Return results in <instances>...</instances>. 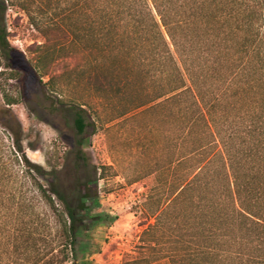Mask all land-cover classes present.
Returning a JSON list of instances; mask_svg holds the SVG:
<instances>
[{
    "label": "rangeland",
    "instance_id": "obj_1",
    "mask_svg": "<svg viewBox=\"0 0 264 264\" xmlns=\"http://www.w3.org/2000/svg\"><path fill=\"white\" fill-rule=\"evenodd\" d=\"M77 2L22 0L24 8L8 5L10 42L26 59L21 66L41 67L48 74L40 80L28 74L23 89L10 79L16 86L12 93L22 95L9 107L0 94V224H13L15 210L21 223L27 220V207L35 218L46 208L25 175L23 153L44 170L31 173L48 192L56 184L68 192L78 176L90 193L86 202L91 218L78 238L76 259L56 264H173L168 252L176 244L181 247L173 240L182 239L192 213L187 192L181 190L184 156L203 137V127L196 125L188 137L186 111L161 102L163 98L151 100L152 79L140 72L137 61L125 57L124 49L92 28L87 4L79 10ZM256 25L263 32L261 18ZM38 54L45 62L37 61ZM252 104L262 111L264 95L234 87L217 105L238 152L264 136L262 124L243 113ZM78 113L85 124L82 133L74 125ZM250 122L259 123L258 129L247 132ZM16 144L21 151L14 149ZM78 154L86 164L75 172ZM159 209L167 211L159 241L144 246L142 230L154 223Z\"/></svg>",
    "mask_w": 264,
    "mask_h": 264
},
{
    "label": "trees",
    "instance_id": "obj_2",
    "mask_svg": "<svg viewBox=\"0 0 264 264\" xmlns=\"http://www.w3.org/2000/svg\"><path fill=\"white\" fill-rule=\"evenodd\" d=\"M21 1L0 0V94L7 107L22 95L12 93L16 86L10 79L23 89L28 74L38 80L48 74L41 67L21 66L25 56L10 42L6 11L14 3L24 8ZM84 2L92 28L124 49L125 57L137 61L140 72L152 79L151 100L163 98L161 102L185 110L188 137L196 125L203 127V137L184 156L181 190L187 192L192 213L182 239L173 240L181 247L176 244L168 252L172 263L264 264V109L257 110L255 104L244 108V115L252 114L262 124L263 137L240 152L234 149L233 131L217 114L219 100L234 87L264 95V30L256 25L258 18L264 22V0H78L79 10ZM36 57L39 63L45 60L43 54ZM258 124L247 123L246 131L257 130ZM74 125L83 132L79 113ZM76 157L75 172L86 164L80 154ZM20 158L46 208L35 218L33 208L27 207V220L21 223L15 210L13 224H0V264L75 260L78 238L91 218L85 183L75 176L68 192L57 184L48 192L31 173L41 175L42 167L23 153ZM166 212L157 210L154 223L142 230L144 246L159 241Z\"/></svg>",
    "mask_w": 264,
    "mask_h": 264
}]
</instances>
